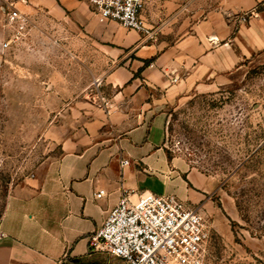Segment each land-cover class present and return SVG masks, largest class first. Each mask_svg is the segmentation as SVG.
<instances>
[{
	"label": "crops",
	"instance_id": "1",
	"mask_svg": "<svg viewBox=\"0 0 264 264\" xmlns=\"http://www.w3.org/2000/svg\"><path fill=\"white\" fill-rule=\"evenodd\" d=\"M207 2L185 9L201 11ZM213 2L187 35L169 43L93 16L86 1L53 0L50 12L83 27L85 43L112 69L101 78L98 108L85 127L61 141L60 156L40 176L12 190L0 219V264H126L89 250V237L124 191L210 208L209 179L168 153L163 109L191 90L221 86L264 50V0Z\"/></svg>",
	"mask_w": 264,
	"mask_h": 264
},
{
	"label": "rangeland",
	"instance_id": "2",
	"mask_svg": "<svg viewBox=\"0 0 264 264\" xmlns=\"http://www.w3.org/2000/svg\"><path fill=\"white\" fill-rule=\"evenodd\" d=\"M193 1L144 0L147 28L169 43L187 35L215 5L185 9ZM52 2L0 0V219L12 190L85 127L97 82L112 69L83 27L50 12ZM12 11L23 21L11 23ZM163 110L169 155L210 181L207 264H264V50L221 86L191 90Z\"/></svg>",
	"mask_w": 264,
	"mask_h": 264
},
{
	"label": "built area",
	"instance_id": "3",
	"mask_svg": "<svg viewBox=\"0 0 264 264\" xmlns=\"http://www.w3.org/2000/svg\"><path fill=\"white\" fill-rule=\"evenodd\" d=\"M86 2L93 16L153 37L143 16L144 0ZM8 18L14 24L23 21L18 11ZM104 194L101 190L95 197ZM3 236L0 229V241ZM209 243V227L199 206L173 195L124 191L103 226L89 237V250L118 257L126 264H207Z\"/></svg>",
	"mask_w": 264,
	"mask_h": 264
},
{
	"label": "trees",
	"instance_id": "4",
	"mask_svg": "<svg viewBox=\"0 0 264 264\" xmlns=\"http://www.w3.org/2000/svg\"><path fill=\"white\" fill-rule=\"evenodd\" d=\"M149 63H150L149 61L144 62V66H148ZM139 72H141V70Z\"/></svg>",
	"mask_w": 264,
	"mask_h": 264
}]
</instances>
